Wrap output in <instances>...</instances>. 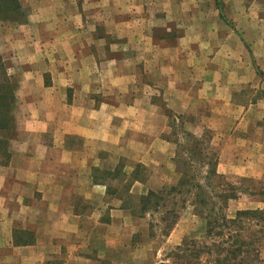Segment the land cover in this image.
<instances>
[{
  "label": "crops",
  "instance_id": "0c3cea01",
  "mask_svg": "<svg viewBox=\"0 0 264 264\" xmlns=\"http://www.w3.org/2000/svg\"><path fill=\"white\" fill-rule=\"evenodd\" d=\"M151 1L14 0L12 8L0 1V97L7 95L0 114L8 119L0 129V264L124 263L131 238L101 232L133 216L91 171L108 168H101L106 151L145 165L148 153L161 162L171 157L169 142L145 140L164 119L156 96L177 114L220 100L208 127L234 148L229 163L245 157L240 148L251 140L241 121L253 110L264 121V80L259 99L236 98L252 85L248 44L260 49L264 69V20L243 8L237 24L225 27L191 0ZM171 24L175 32L157 36ZM208 45L214 69L203 67ZM221 45L230 50L226 76Z\"/></svg>",
  "mask_w": 264,
  "mask_h": 264
},
{
  "label": "rangeland",
  "instance_id": "374dc122",
  "mask_svg": "<svg viewBox=\"0 0 264 264\" xmlns=\"http://www.w3.org/2000/svg\"><path fill=\"white\" fill-rule=\"evenodd\" d=\"M217 2L218 3L216 4V0H191V4L193 3L196 6L194 8H199L202 6L207 9H212L213 14L209 13L210 11H205L204 17L207 16V18L211 19V21H214V19L218 18L219 23L225 27H230L237 24L236 19H238L240 16L239 12L243 8L246 10L250 9L253 12L250 13V17H256L255 13L257 12L258 17H262L264 20V0H217ZM149 3L152 5L153 1L150 0ZM155 3L157 4L158 0H156ZM156 4H154V7ZM189 7L190 6L188 5V8ZM155 8H157V6ZM215 14L217 16H215ZM167 27L168 30L166 31L161 29L162 27L158 29L156 33L157 36L172 34V32H175L178 29L177 27L172 26V24ZM194 38L195 36H188V40L190 41L194 40ZM249 46L250 44H248V47L245 48V54L247 60H250L251 62L254 76L251 82L252 85H249L250 87L247 86L246 89H244V93L238 94L239 98H236V100L240 99L239 101H246L248 99L254 101L262 97L261 95L263 94V91L258 87L259 79L264 80L263 66L257 63V61L261 60V51L259 48H250ZM226 47L227 46L225 45H221L217 48L219 58L223 59V61H220L221 63L218 64L220 76H222L221 74L226 76L228 67L227 63L225 62V56L230 50ZM202 51L203 58H205V60H209L204 61L205 66L203 65V67L205 69H214V66H210V59L216 50L211 49V47L208 45L207 48H203ZM236 56L238 58L237 53ZM11 76H17V74L14 73L13 75L12 73ZM154 102L160 107L164 119L161 121H156L158 124L156 127L157 135L147 134L146 136L152 137H149L145 140L147 143L153 144L154 138L158 136V138L169 142L171 145V157L161 162L162 157L156 159L152 154L148 153V157L146 159L148 164L145 165L144 163L135 161L133 158L129 159L118 156L117 154L113 155L108 151L101 155L103 159V162L101 163L102 169L107 167L112 168L118 162H121L124 165L123 171L129 173L134 169L135 164L140 163L143 165V167L140 168L139 173V177L143 181L136 183L133 182L129 188L130 194L133 196L132 201H135V198L139 194L145 193L149 189L157 190L162 186L171 185L176 181L179 175L177 173L178 168L176 167V164L172 158L175 155L176 149H181L180 147L188 144L183 134L184 132H189L195 136H202L206 140H211L210 148L216 151L218 157L217 172L223 174L228 181L240 185L246 190L243 193H240L237 198L228 201L225 210L226 215L228 217H232L236 210L241 209H264V159L263 161L261 159L262 156L264 158V147H262V143L264 141V131H259L258 128L260 125V127L264 129V121H262L260 115L255 114L256 111H249L246 113L245 119L241 121V124H245V134L250 138L251 143L249 147L245 146L246 148H240V150L243 151L242 155H245V157H239V155H236L235 164H233L229 163V158L230 153L232 150H234V148L229 147L226 144V136L222 139L216 134V130L208 127V125L211 126L208 121L210 112H213L215 109L214 104L220 102V100L203 99V101H199L197 104H195L197 105L195 113L187 114H177L167 109L165 105L166 102L161 95L156 96ZM236 116L234 115L233 117L231 114L228 121L230 123L237 122L238 116L237 119ZM12 122L15 124L14 114L12 115ZM253 123L255 126L254 128H251ZM163 129L164 131H161ZM224 130H226V126ZM231 131L234 132L233 129H231L230 132ZM238 132L243 134V126L238 127L235 133ZM240 138L242 137L238 134V139L240 140ZM177 142L181 146L177 147ZM221 148L223 152L225 150V156L221 155ZM164 149L163 147L157 148L158 151L166 152ZM258 153L261 158H258ZM233 154H235V152ZM220 155L222 156L221 160ZM144 156L145 154H142L140 158H144ZM231 164L232 167L233 165L235 167L229 168V165ZM228 168L229 170H227ZM91 170H93V167ZM91 172L96 173L95 171ZM112 183L115 187L117 186L115 180H113ZM117 219L118 223L119 220L120 223L122 222L120 226L115 228L111 227L110 229L106 228V231L101 233L102 235L106 234L107 238H131L129 250L126 258H124L123 264H207L209 257L205 253H201L198 259H192L193 257L190 256L188 259H186V262H183V259L182 263H180L181 261L179 262V260L176 259L175 247L180 245L184 239H193L196 240L197 243L202 241L209 243L212 241H222L224 239L204 238V219L194 214L193 206L189 203H187L186 206L179 211L177 219L167 235L161 233V227L163 224L159 219V215L155 213L145 214L142 217L133 216V218L130 219H123V217ZM256 230H258V227L255 226H252L248 229V231L252 233H256ZM101 233L99 234L100 236ZM254 236L258 238L256 245L259 248L261 257H264V232L257 233ZM228 242H230V240Z\"/></svg>",
  "mask_w": 264,
  "mask_h": 264
},
{
  "label": "trees",
  "instance_id": "16d2710c",
  "mask_svg": "<svg viewBox=\"0 0 264 264\" xmlns=\"http://www.w3.org/2000/svg\"><path fill=\"white\" fill-rule=\"evenodd\" d=\"M2 1H5L9 8L14 7V0ZM3 97L4 100L1 101ZM3 97H0V105L6 107L7 95ZM10 97L12 98V94ZM7 123L5 114H0V129ZM183 135L188 144L176 149L172 158L179 175L171 185L162 186L157 190L149 189L132 201L133 196L129 188L133 182L143 181L139 177L143 165L137 163L132 171L126 173L121 162L112 168L100 170V173L95 168L93 182H103L106 194L120 200V207L132 216L158 214L163 224L161 233L164 235L172 229L179 211L187 203L191 204L194 214L204 219V238L224 239L209 243L184 239L175 247L176 259L181 261L180 263L183 259V262H186L190 256L192 259H198L201 253H205L209 257L207 264H264V257H261L256 245L258 238L254 236L264 232V209L236 210L232 217H228L225 213L228 201L237 198L240 193L246 191L245 188L228 181L223 174L217 172L218 157L216 151L210 148L211 140L189 132H184ZM176 145L181 146L178 142ZM113 180L117 183L116 187L112 183ZM252 226L258 227L256 233L248 231Z\"/></svg>",
  "mask_w": 264,
  "mask_h": 264
}]
</instances>
